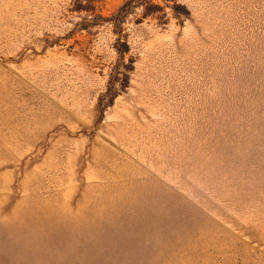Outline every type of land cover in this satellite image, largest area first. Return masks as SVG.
<instances>
[{
    "label": "rangeland",
    "instance_id": "374dc122",
    "mask_svg": "<svg viewBox=\"0 0 264 264\" xmlns=\"http://www.w3.org/2000/svg\"><path fill=\"white\" fill-rule=\"evenodd\" d=\"M0 264H264V0H0Z\"/></svg>",
    "mask_w": 264,
    "mask_h": 264
}]
</instances>
